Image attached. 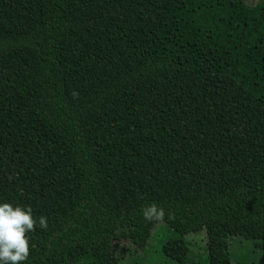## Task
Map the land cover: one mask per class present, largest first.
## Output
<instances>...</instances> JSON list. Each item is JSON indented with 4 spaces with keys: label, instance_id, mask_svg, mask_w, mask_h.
Listing matches in <instances>:
<instances>
[{
    "label": "trees",
    "instance_id": "obj_1",
    "mask_svg": "<svg viewBox=\"0 0 264 264\" xmlns=\"http://www.w3.org/2000/svg\"><path fill=\"white\" fill-rule=\"evenodd\" d=\"M0 100V203L48 221L22 264H130L120 239L156 264L200 231L264 264V1L0 0Z\"/></svg>",
    "mask_w": 264,
    "mask_h": 264
},
{
    "label": "rangeland",
    "instance_id": "obj_2",
    "mask_svg": "<svg viewBox=\"0 0 264 264\" xmlns=\"http://www.w3.org/2000/svg\"><path fill=\"white\" fill-rule=\"evenodd\" d=\"M261 1L264 0H247L248 4H257ZM15 110V103L6 100H0V152L8 129L11 125ZM157 227H159V225ZM157 227H155V229ZM238 239L239 238L237 237H233L232 240H223L209 245L206 240L205 232L200 231L196 234L186 235L183 237V239L178 238L170 240L164 244L165 242H163L162 235H159L157 238H155V241H152V243L150 242L151 239L149 240V245L151 244L153 248L148 246L147 250L148 248L150 249L148 254L150 261L157 262L156 264H164L159 263V250L162 244H164L162 251L164 252L165 256L176 260L175 264H192L193 261L190 257L192 251H199L202 253V256L203 254H207L209 258V262L207 264H235L236 258L242 254H248L247 252L250 253L251 258L254 260L255 257H261L259 243L255 241H246L242 238L239 239V242ZM186 241H190L194 247L191 249ZM113 244L116 252L122 256L124 261L129 262L130 264H132L134 261L141 263L138 260V257L145 259L147 256V253L140 251L131 245L128 240L120 239L114 241ZM206 250L207 253H205ZM187 257H190V259Z\"/></svg>",
    "mask_w": 264,
    "mask_h": 264
},
{
    "label": "clouds",
    "instance_id": "obj_3",
    "mask_svg": "<svg viewBox=\"0 0 264 264\" xmlns=\"http://www.w3.org/2000/svg\"><path fill=\"white\" fill-rule=\"evenodd\" d=\"M143 217L149 222H163L165 211L152 203L143 209ZM48 227L47 218L33 216L32 208L12 203H0V264H22L29 256V232Z\"/></svg>",
    "mask_w": 264,
    "mask_h": 264
}]
</instances>
